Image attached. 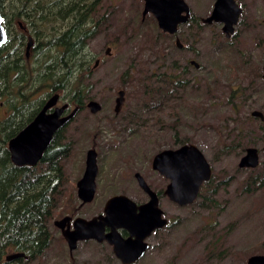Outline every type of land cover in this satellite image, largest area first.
<instances>
[{"label":"rangeland","instance_id":"1","mask_svg":"<svg viewBox=\"0 0 264 264\" xmlns=\"http://www.w3.org/2000/svg\"><path fill=\"white\" fill-rule=\"evenodd\" d=\"M95 1L92 20L99 27L81 55L92 72L84 80L86 99L97 101L102 110L78 112L58 137L68 153L61 163L69 182L54 216L67 213L64 206L75 195L88 150L95 149L98 164L97 193L87 206L91 214L114 195L142 203L133 173L140 171L148 183L162 188L167 182L152 171L153 157L194 145L212 168L213 186L218 184L216 205L204 191L184 207L162 197L169 224L148 240L150 248L136 264H246L250 256L264 255V188L243 190L251 170L264 164L263 125L250 116L255 110L264 114V0H235L242 13L230 38L221 25L200 21L210 15L215 0H185L200 28L189 22L172 37L159 30L152 15L142 20V0ZM175 37L183 48H177ZM96 60L99 65L92 70ZM167 77L172 82L159 106L162 94L148 91ZM119 90L125 91V100L116 115ZM65 102L60 99L57 106ZM7 114L1 105L0 118ZM251 147L258 149L259 166L240 169V159ZM72 203L76 207L79 201L73 197ZM66 257L56 242L31 264H62Z\"/></svg>","mask_w":264,"mask_h":264},{"label":"trees","instance_id":"2","mask_svg":"<svg viewBox=\"0 0 264 264\" xmlns=\"http://www.w3.org/2000/svg\"><path fill=\"white\" fill-rule=\"evenodd\" d=\"M6 1L0 0V12L7 18L21 21L34 39L29 59L24 54L26 36L21 35L9 41L6 64L0 61V106L6 107L8 112L0 118V264H16L4 260L9 252L32 256L48 244L47 222L62 198L56 180L49 178L63 176L61 160L68 153L57 143L60 130L37 166L15 167L10 159L8 141L32 120L48 97L62 93L59 99L65 100L69 107L84 106L89 90L84 80L92 72L81 54L100 22L92 20L98 4L95 0ZM190 23L200 28L198 18L192 17ZM167 78L160 80L159 88L148 91L162 94L159 106L165 102L164 92L172 82L171 77ZM137 121L142 124L141 118ZM213 182L212 177L202 186L198 197L202 191L210 193L209 200L216 205L213 198L218 184L213 186ZM262 188L264 164L260 170H251L243 190L254 193Z\"/></svg>","mask_w":264,"mask_h":264},{"label":"water","instance_id":"3","mask_svg":"<svg viewBox=\"0 0 264 264\" xmlns=\"http://www.w3.org/2000/svg\"><path fill=\"white\" fill-rule=\"evenodd\" d=\"M142 20L150 14L154 17L159 30L168 35H175L181 25L187 24L192 15L190 6L185 0H142ZM242 9L235 0H215L213 9L207 18L202 22L207 25L212 23L222 24V32L226 38H230L237 25ZM0 15V47L6 42V35L2 28ZM176 46L181 49L183 45L179 39ZM32 46L30 39L26 48V56ZM110 49L106 50L108 55ZM198 68V64L191 63ZM99 62L96 61L93 68ZM262 71L264 78V54ZM125 92L117 93L115 113H119L124 102ZM58 95L49 98L44 107L36 117L17 135L8 141V151L11 162L18 167L35 166L42 158L43 153L51 143L54 134L63 127L77 113V109L65 115L67 105L58 107ZM91 114L100 111V105L96 101H90L87 105ZM49 109H53L48 113ZM252 117L264 121V115L260 111H253ZM264 151V146H263ZM86 170L83 179L78 183L79 197L83 202H90L95 192V177L97 174V152L90 149L86 153ZM259 166V152L257 148H247L241 157L238 167L240 169H256ZM152 169L170 180L166 190L168 198L179 206L193 204L198 198L203 183L212 178V168L202 152L194 145H183L177 149L163 150L157 153L152 159ZM140 187L149 194L150 201L137 207L135 203L125 196H117L109 199L105 205L104 215L97 219L85 221L79 219L75 222L77 236L70 240L71 249L78 239L95 238L98 241L107 240L114 247L115 255L124 263L131 264L140 260L148 249L144 241L152 231L163 228L167 220L162 217V210L158 206V199L142 177L136 175ZM139 213L136 214V211ZM99 227L100 234H95V227ZM111 228L108 235L102 234L103 228ZM123 228L127 230L130 237L122 239L115 230ZM134 237V239H133ZM22 254H12L6 257L11 261L21 257ZM246 264H264V255H253L247 259Z\"/></svg>","mask_w":264,"mask_h":264},{"label":"flooded vegetation","instance_id":"4","mask_svg":"<svg viewBox=\"0 0 264 264\" xmlns=\"http://www.w3.org/2000/svg\"><path fill=\"white\" fill-rule=\"evenodd\" d=\"M0 15H1V18H2V28H3V31L5 32V35H6V42L0 47V61L4 64H6L7 62V58H8V44H9V41L12 40V39H18L19 36L21 35H25L26 36V43H25V46H24V54H25V58L29 59L30 56H31V52H32V49L34 47V39L28 35V32L26 31V29L24 28L23 24L21 21H14L13 19L11 18H7L5 14H2L0 12ZM192 15V13H191ZM193 17V16H192ZM191 17V19H192ZM207 18V17H206ZM190 19V21H191ZM189 21V22H190ZM200 21L202 22V19H200ZM188 22V23H189ZM187 23V24H188ZM203 23V22H202ZM204 24V23H203ZM216 24V23H215ZM219 24V23H218ZM238 24V23H237ZM221 25V31H222V24H219ZM182 26V25H181ZM236 26V25H235ZM179 30V29H178ZM234 30H235V27H234ZM20 32V33H19ZM165 34V33H164ZM165 35H168V34H165ZM171 36V35H169ZM173 36H176V35H173ZM172 37V36H171ZM32 40V46L30 47L29 49V53H28V56H26V48H27V45H28V42L29 40ZM179 39L178 37H175V42L176 40ZM180 41V39H179ZM181 43V42H180ZM176 45V43H175ZM183 45V44H182ZM178 48V47H177ZM183 48V47H182ZM110 49V48H108ZM99 62V60H96ZM95 61V62H96ZM193 61L190 62V64L192 63ZM95 65V63H94ZM93 65V67H94ZM92 67V70H94L95 68ZM6 70V68H4ZM263 78V77H262ZM264 79V78H263ZM121 91V90H119ZM118 91V92H119ZM124 91V90H122ZM117 92V93H118ZM125 92V91H124ZM52 97V96H51ZM51 97H48L45 99L44 101V104L43 106L40 108V110L44 107L46 101L51 98ZM60 100V99H59ZM58 100V102H59ZM124 100H125V97H124ZM90 101H94V100H91V99H84L83 103H84V106H82L81 108H79L78 106L76 107H69V105L67 104H63V105H67V109L65 110V115L69 114L72 110L74 109H77V113L84 110V109H88L87 105ZM116 101V99H115ZM114 101L115 105H116V102ZM97 102V101H96ZM98 103V102H97ZM58 104V103H57ZM99 104V103H98ZM61 105V106H63ZM100 105V111L102 110V106L101 104ZM124 106V102L121 106V109H120V112L122 110ZM60 107V106H58ZM81 109V110H80ZM39 110V111H40ZM53 109H49L48 110V113L51 112ZM39 111L36 113V115L39 113ZM99 111V112H100ZM90 112V111H89ZM119 112V113H120ZM253 112V111H252ZM251 112V113H252ZM77 113L75 114V116L77 115ZM91 113V112H90ZM114 113H115V106H114ZM119 113H115L116 115H119ZM262 113V112H261ZM263 114V113H262ZM36 115L32 118V120L36 117ZM94 115V114H93ZM264 115V114H263ZM75 116L70 119L63 127H61L58 131L60 130H63L64 128H66L70 122H72V120L75 118ZM250 116L252 117V115L250 114ZM252 118H255L257 120H259V122L261 123V125H263V129H264V121L260 120L259 118L257 117H252ZM31 120V121H32ZM30 121V122H31ZM29 122V123H30ZM28 123V124H29ZM27 124V125H28ZM26 125V126H27ZM141 125V124H139ZM25 126V127H26ZM24 127V128H25ZM57 131V132H58ZM56 132V133H57ZM55 133V134H56ZM18 134V133H17ZM16 134V135H17ZM54 134V136H55ZM53 136V137H54ZM53 140V139H52ZM52 142V141H51ZM51 144V143H50ZM49 144V145H50ZM67 146V145H66ZM49 147V146H48ZM47 147V149H48ZM181 147V146H180ZM46 149V150H47ZM45 150V152H46ZM44 152V153H45ZM43 153V155H44ZM10 154V153H9ZM43 158V156H42ZM41 158V159H42ZM41 161V160H40ZM39 161V162H40ZM38 162V163H39ZM38 163L35 165L37 166ZM13 164V163H12ZM14 165V164H13ZM52 165V164H51ZM15 166V165H14ZM33 166V167H35ZM53 166V165H52ZM151 166V169H152V163L150 164ZM15 167H18V166H15ZM22 167H30V166H22ZM62 167V168H61ZM60 168V171L61 173H63V176H60V177H53L51 176L49 178V180H56V184H58V189L60 190V194L62 195L63 197V194H64V188L66 187V184L69 182L68 178L65 176V172H66V169L64 168V164L63 166H61ZM53 168V167H52ZM54 170V169H52ZM65 170V172H64ZM85 170H86V164H85V167H84V171H83V174L82 176L75 182V186H74V193L75 195L73 196L72 194H70V197L68 199V205H65L64 207H67V213L66 214H61V215H58L57 217H55L54 215L49 219V221L47 222V234H46V242H48L47 246L45 247V249L43 251H41L39 254H34V255H30V254H25L24 252H18V253H12V254H22L21 257L19 258H16L14 260H11V261H6V257L9 256V255H12V254H7V256H5V261L6 262H14L16 264H31L33 263L35 260L43 257L46 252L48 250H50V248L56 243V242H59L63 248H64V251L66 252L67 254V257L65 258V260L62 262V264H124L114 253V247L113 245H111L107 240H102V241H98L97 239L95 238H89V239H78L76 240L75 244H74V248L71 249V245H70V242L69 240L66 238L65 234L69 237L70 240L74 239L76 236H77V233H75L76 231V227H75V222L79 219H82V220H85V221H90V220H93V219H97L99 218L100 216H105L104 215V209H105V205L107 203V201L113 197H117V196H125V195H114V196H111L110 198H108L105 203L102 205V208H101V211L99 212H91V214L89 213V210H88V207L90 204H92L95 200V196H96V193H97V187H96V184H97V176H98V164H97V174H96V177H95V192H94V195H93V198L90 202H83L80 197H79V187H78V183L83 179L84 177V173H85ZM152 171L156 172L157 174H159L157 171L153 170ZM54 172V171H53ZM140 175L142 177V179L144 180V182L146 183V185L148 186V188L154 192L157 196V199H158V206L159 208L161 209L160 207V199L162 197L166 198L169 202H171L172 204L178 206V207H184V206H179L177 204H175L174 202H172L168 196L166 195V190H167V187L170 183V180L167 179L166 177L160 175L166 182L167 184H165L164 187L162 188H155L153 185H151L150 183H148V181L146 180V178L143 176V174L137 170V172H134L133 173V177L132 179L134 180V182L136 183L138 189L141 191V193L143 194L145 200H143L142 203H136L134 202L133 200H131L133 203L136 204L137 207H140L142 205H145L147 204L149 201H150V196L148 193H146L139 185V181L136 177V175ZM209 182V181H208ZM207 183V182H205ZM203 183L202 186L205 184ZM201 186V188H202ZM200 188V190H201ZM200 193V191H199ZM199 196V195H198ZM65 197V196H64ZM73 197L79 201V203L76 205V207L74 206V204L72 203L73 202ZM197 200V199H196ZM192 205V204H191ZM188 206V205H187ZM61 207H58V209H60ZM57 209V210H58ZM84 210V211H82ZM88 210V211H87ZM162 210V209H161ZM163 214H162V217L165 218L167 220V225L165 227L168 226L169 224V220L165 217L164 215V211L162 210ZM139 213V210L136 211V214ZM163 227V228H165ZM163 228H160V229H155L154 231L151 232V234L144 240L147 244H148V249L150 248L149 246V243H148V240L153 236L155 235L158 231L162 230ZM95 231L96 232H92V233H95V234H100L98 233L99 232V227L96 226L95 227ZM115 232L124 240L128 239L130 237V234L127 230L123 229V228H118L115 230ZM111 233V228L110 227H107L105 226L103 228V232L102 234L104 235H108ZM134 239V237H133ZM147 249V250H148ZM146 250V252H147ZM145 252V253H146ZM106 253V254H105ZM145 255V254H144ZM143 255V256H144ZM143 258V257H142ZM52 260L54 261L55 258H52ZM141 260V259H140ZM139 262V260L137 261ZM137 262L135 263H131V264H136ZM56 264V263H54Z\"/></svg>","mask_w":264,"mask_h":264}]
</instances>
